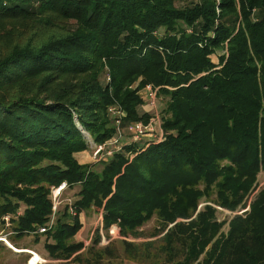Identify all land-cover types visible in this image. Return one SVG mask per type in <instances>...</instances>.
Here are the masks:
<instances>
[{
	"label": "trees",
	"instance_id": "obj_1",
	"mask_svg": "<svg viewBox=\"0 0 264 264\" xmlns=\"http://www.w3.org/2000/svg\"><path fill=\"white\" fill-rule=\"evenodd\" d=\"M23 22L31 36L0 44V221L10 214L17 237L49 225L66 182L77 214L66 205L36 235L52 259L120 260L99 228L88 246L75 239L95 206L107 234L161 225L157 247L120 240L127 259L264 264V188L249 213L220 220L216 208L246 207L264 172V0H0V36ZM148 84L165 100L164 136L123 144L108 109H124L123 126L148 123ZM92 143L111 158L81 164Z\"/></svg>",
	"mask_w": 264,
	"mask_h": 264
},
{
	"label": "rangeland",
	"instance_id": "obj_2",
	"mask_svg": "<svg viewBox=\"0 0 264 264\" xmlns=\"http://www.w3.org/2000/svg\"><path fill=\"white\" fill-rule=\"evenodd\" d=\"M60 27H64L62 22L60 23ZM33 31L34 29L31 27L30 24H26L24 22L17 23L15 25V30L13 31L14 34L10 36H4V35L0 36V44L7 47L8 45L13 44L14 42L21 41L19 36L23 37L24 39L31 36ZM213 60L215 63H218V58L216 56H213ZM107 80H109L108 75H104L103 83H106ZM136 86H138V83H136L133 87H136ZM138 95H140V97L144 101V106L141 109L142 112L151 115V117L153 115L156 116L157 119L159 118L158 120L160 121V124H161L160 117L162 114L161 111H162L165 100H162L157 97L156 109L152 110L148 106L149 100L147 98L145 87L138 90ZM123 121L121 124V133L123 134L122 143L124 144V143H128L130 139L132 138L133 124L123 126ZM155 128H156V131L152 133L153 136H151L150 134H146V136H143L142 139L138 143L139 146L144 145V143L147 142V140L149 139L156 138V135L160 133V129L158 125H156ZM94 146L95 144L92 143V145L90 146L88 150L79 152L75 155L81 164H91L97 161H102V160L111 158V155H109L108 153H103L99 157H95L94 156ZM118 147H116L115 149H118ZM108 148L110 149V147L108 146L106 150ZM110 152L113 154L114 150H111ZM262 188H264V172L260 173L255 190L252 192L248 200H246V204H247L246 207L238 209L235 212H231L227 209L216 206V208L218 209V213H217L218 218L220 220H226V219L232 218L234 215H244L246 213L251 212V202L253 201V199L259 192V190ZM78 190H79L78 186L73 189L66 188L63 191V194L61 196V203H60L59 209L62 210L66 205H70L71 203H74L78 199L76 195ZM208 203H211V202H208ZM205 204L206 203L204 202L200 206H203ZM100 213L101 211L98 210L95 206H89L88 208L85 209L83 213L80 214L82 228L80 229V231L77 233L75 237L76 241L83 242L86 246L90 245L91 241L93 240V234H94L95 229L100 228L101 226L102 219L100 220L99 218ZM160 226L161 225L159 224L157 219L153 218L152 220L147 222L142 228L139 229L142 235L139 236L138 238L134 236H130L131 238H128L121 234L123 238L115 239L117 240L115 247L118 251L120 260H117L116 262H109V263L120 264L121 263L120 261H122V264H149V263H139V262L133 261L132 259H127L125 255H123L122 243L120 242V240L126 239L130 241H135L136 243H143L145 244V246H147L148 242H151L152 244H154L153 247H157L158 245L161 244L162 237L165 233L163 232L159 234L157 232ZM12 231H13V225L6 227L5 224L0 221V240H2L0 243V264H29L28 260L30 258L29 256L30 254L24 253L23 251H28L24 249H30L32 251H35V257L31 261L32 264H36L39 259L43 260L42 264H77V263H73L70 261L52 259L49 256L48 251L45 248V242H46L45 235H41L39 240L36 241V236L33 237L27 234L22 237H17L15 233H11ZM103 233L107 236V231H105L104 229H103ZM120 233H121V229H120ZM6 236H7V241L10 244H7L4 241L3 238H5ZM152 248L150 247L149 249L151 250ZM152 250L154 251L155 249H152ZM103 264H107V262Z\"/></svg>",
	"mask_w": 264,
	"mask_h": 264
},
{
	"label": "built area",
	"instance_id": "obj_3",
	"mask_svg": "<svg viewBox=\"0 0 264 264\" xmlns=\"http://www.w3.org/2000/svg\"><path fill=\"white\" fill-rule=\"evenodd\" d=\"M108 79H110V78L108 77ZM145 91L147 93V98L149 100V107L152 110H155L156 109V105H157V97H158L157 89L154 88L152 85L148 84V85L145 86ZM108 110H109V113H110L111 117L113 118V120H114V122H115V124L117 126L118 140H119V138L122 136L121 124H122V121H123L124 117L126 116V114H125L124 110L119 105L111 106V107H109ZM158 119L156 118V116L153 115L150 118L149 122L146 123V124L141 122V121L134 123L133 127H132L133 128V134H134L133 140L134 141H140L143 136H146V134H150V133L155 132L156 131V128H155L156 125H158L159 129H160V133L158 135H156V138L161 139L164 136V133H163V130L161 128L160 121ZM118 140H113V141L109 142L108 145H113V144L117 143ZM118 149H119V147H118ZM111 150L112 149H107L106 150V146L105 145L104 146L103 145L97 146L95 144V146H94V156L95 157H99L103 153H108L109 155L112 156L113 154L110 152ZM66 188H67V183L66 182L62 183L57 188H53L52 194H51V199H52V202H53V206H52L53 214H52V218H51V221H50L49 225L43 226V227L39 228L38 230L30 231V232L27 233L28 235L34 237L37 234L46 233L49 229H51V227L53 226V224L55 222L56 213L59 210V206H60V203H61V196L63 194V191ZM69 206H70L69 209H68L69 214L72 215V216H75L77 214L76 209L74 208L72 203ZM18 214H21V211ZM99 218H100V220L102 219L101 220L102 221L101 222V226L99 228L100 233H101L100 245H105V244H108L112 240L123 238L121 233H120V228H119V226L117 224H114V225H112L109 228L108 234L106 236L103 233V215H102V212L100 213V217ZM3 221H4V224H5L6 227L11 226L12 225L11 215L10 214L5 215L3 217ZM11 233H14V232L12 231ZM128 238H131V237H128ZM3 239H4V241L7 244H10L7 241V236L5 238H3ZM25 250H28V251H25V252L30 254V258H29L28 262H29V264H32L31 261L35 257V251H32L30 249H25ZM42 262H43V260L39 259L36 264H42Z\"/></svg>",
	"mask_w": 264,
	"mask_h": 264
},
{
	"label": "crops",
	"instance_id": "obj_4",
	"mask_svg": "<svg viewBox=\"0 0 264 264\" xmlns=\"http://www.w3.org/2000/svg\"><path fill=\"white\" fill-rule=\"evenodd\" d=\"M150 135L153 136L152 133H150ZM24 250H25V249H24ZM23 252H25V251H23Z\"/></svg>",
	"mask_w": 264,
	"mask_h": 264
}]
</instances>
